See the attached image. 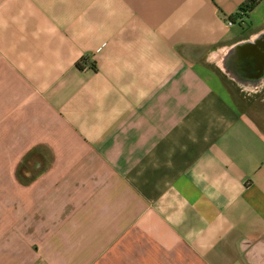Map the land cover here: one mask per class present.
I'll use <instances>...</instances> for the list:
<instances>
[{"label": "crops", "instance_id": "1", "mask_svg": "<svg viewBox=\"0 0 264 264\" xmlns=\"http://www.w3.org/2000/svg\"><path fill=\"white\" fill-rule=\"evenodd\" d=\"M246 1L0 0V264H264Z\"/></svg>", "mask_w": 264, "mask_h": 264}, {"label": "water", "instance_id": "2", "mask_svg": "<svg viewBox=\"0 0 264 264\" xmlns=\"http://www.w3.org/2000/svg\"><path fill=\"white\" fill-rule=\"evenodd\" d=\"M240 50V59L243 63L251 65V68L257 70L256 83L264 78V32L258 35L253 42L239 44L233 47L227 53V58H230L234 52Z\"/></svg>", "mask_w": 264, "mask_h": 264}, {"label": "trees", "instance_id": "3", "mask_svg": "<svg viewBox=\"0 0 264 264\" xmlns=\"http://www.w3.org/2000/svg\"><path fill=\"white\" fill-rule=\"evenodd\" d=\"M257 1L258 0H247L244 4H242L240 6V11L247 12V11L251 10L256 5ZM26 162H27V159L25 157L24 160H22V162L20 163V167H19L18 173H17L18 179L22 182H26V178H24L21 175L22 170L25 169V167H26Z\"/></svg>", "mask_w": 264, "mask_h": 264}, {"label": "rangeland", "instance_id": "4", "mask_svg": "<svg viewBox=\"0 0 264 264\" xmlns=\"http://www.w3.org/2000/svg\"><path fill=\"white\" fill-rule=\"evenodd\" d=\"M251 99V98H250ZM255 102L257 103L255 106H256V109L257 110H261V111H264V91H262L261 93H259V95H257L255 97ZM259 110V111H260Z\"/></svg>", "mask_w": 264, "mask_h": 264}, {"label": "built area", "instance_id": "5", "mask_svg": "<svg viewBox=\"0 0 264 264\" xmlns=\"http://www.w3.org/2000/svg\"><path fill=\"white\" fill-rule=\"evenodd\" d=\"M229 24H231L230 22H228Z\"/></svg>", "mask_w": 264, "mask_h": 264}]
</instances>
